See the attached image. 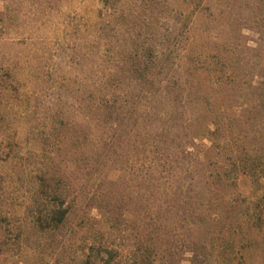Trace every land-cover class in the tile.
Returning <instances> with one entry per match:
<instances>
[{
	"label": "rangeland",
	"instance_id": "374dc122",
	"mask_svg": "<svg viewBox=\"0 0 264 264\" xmlns=\"http://www.w3.org/2000/svg\"><path fill=\"white\" fill-rule=\"evenodd\" d=\"M86 259L264 264V0H0V264Z\"/></svg>",
	"mask_w": 264,
	"mask_h": 264
},
{
	"label": "trees",
	"instance_id": "16d2710c",
	"mask_svg": "<svg viewBox=\"0 0 264 264\" xmlns=\"http://www.w3.org/2000/svg\"><path fill=\"white\" fill-rule=\"evenodd\" d=\"M66 209L63 208L61 205H57L51 210L50 219L55 225H58L62 222L64 217L66 216ZM86 264H95L92 260L86 259Z\"/></svg>",
	"mask_w": 264,
	"mask_h": 264
}]
</instances>
